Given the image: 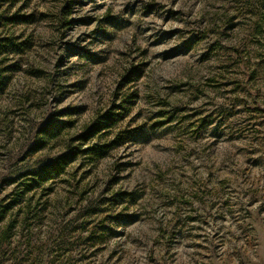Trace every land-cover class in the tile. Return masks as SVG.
Instances as JSON below:
<instances>
[{"label":"rangeland","instance_id":"374dc122","mask_svg":"<svg viewBox=\"0 0 264 264\" xmlns=\"http://www.w3.org/2000/svg\"><path fill=\"white\" fill-rule=\"evenodd\" d=\"M0 233V264H264V0H0Z\"/></svg>","mask_w":264,"mask_h":264},{"label":"trees","instance_id":"16d2710c","mask_svg":"<svg viewBox=\"0 0 264 264\" xmlns=\"http://www.w3.org/2000/svg\"><path fill=\"white\" fill-rule=\"evenodd\" d=\"M72 7L66 6V9ZM64 19L69 15L70 11L67 12L64 11ZM19 19H28L27 17L20 16ZM69 23V22H67ZM5 42L8 43L9 46H11L13 49H16V47H20L21 44L18 42L14 37H9ZM243 47H246L245 45H242ZM22 49V48H18ZM248 61L252 60V52L249 51L247 53ZM118 119L115 116V113L108 114L107 117L102 121H98L96 125L93 128L87 129L85 131V134L79 136V139L81 140V148L78 151H74L70 156H66L63 160H61L58 163L54 162H48L47 165L43 168V170L38 175V180H32L29 182H26L24 185L26 187V190H34L36 185L43 184L46 180H48L49 176H52L53 174L58 176L61 174L62 166L68 164L79 152H85L87 155L92 157L94 160L105 158L111 149L117 147L119 145V142H113V143H91L94 138H96L101 132L110 130V128L116 123ZM67 125V122L59 121V120H48L45 126H43L38 134L36 135V148H42L46 145V140H52L54 139L57 134L61 133L65 126ZM42 138H41V137ZM91 141V142H90ZM84 145H87V147H84ZM1 234V233H0Z\"/></svg>","mask_w":264,"mask_h":264}]
</instances>
